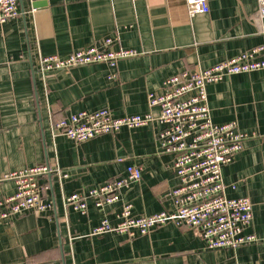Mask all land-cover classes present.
Masks as SVG:
<instances>
[{
  "label": "crops",
  "instance_id": "obj_1",
  "mask_svg": "<svg viewBox=\"0 0 264 264\" xmlns=\"http://www.w3.org/2000/svg\"><path fill=\"white\" fill-rule=\"evenodd\" d=\"M20 17L0 26V175L40 164L57 166L41 180L53 210L27 213L0 224V264H264V71L229 77L207 88L212 122H236L250 136L222 169L228 199L249 198L253 220L245 235L257 242L236 251L214 250L198 230L173 224L147 235L92 236L107 218L116 225L125 205L135 218L173 209L178 185L175 157L158 140L166 126L121 129L83 143L54 138V124L80 112L108 109L117 118L160 116L150 94L186 71L264 47L258 0H209L210 12L189 17L185 0H18ZM112 38L133 58L115 69L106 64L38 75L40 56L67 57ZM116 75L115 79H110ZM143 178L125 188L117 203L85 214L64 206V197L122 179L130 166ZM16 191L0 183V200Z\"/></svg>",
  "mask_w": 264,
  "mask_h": 264
},
{
  "label": "built area",
  "instance_id": "obj_2",
  "mask_svg": "<svg viewBox=\"0 0 264 264\" xmlns=\"http://www.w3.org/2000/svg\"><path fill=\"white\" fill-rule=\"evenodd\" d=\"M189 17L210 12L209 0H185ZM18 0H0V26L20 17ZM257 17L264 18V0H258ZM134 50H118L109 38L100 46L93 45L73 51L67 57L40 56L38 75L46 84L47 76L57 71L76 67L106 64L115 69L125 59L133 58ZM264 71V47L216 64L207 69L182 72L164 83L166 92L150 94L149 105L160 110L156 119L144 116L115 117L110 110L94 113L80 112L54 124V138L64 136L76 143H83L103 135H113L121 129L134 130L150 126L153 122L166 126L159 134L161 149L175 157L174 172L178 185L171 191L173 209L152 216L135 218L132 206L125 205L119 215L120 222L110 224L107 218L94 229L92 236L105 234L147 235L152 230L173 224L199 231L210 251L232 250L254 244L255 235H245V228L253 220V205L249 198L228 199L222 176L225 165L232 163L242 152L250 138L238 130L236 122L216 125L212 122L208 105L207 88L225 79ZM113 75L110 79H115ZM55 174L60 180L68 174L57 166L40 164L12 173L0 175V183L14 182L16 191L11 197L0 200V224L27 214H44L53 210L52 202L44 198L45 187L41 180ZM143 178L140 167L130 166L122 179L109 181L88 190L64 197V206L85 214L87 201L103 209L117 203L121 192L139 183Z\"/></svg>",
  "mask_w": 264,
  "mask_h": 264
}]
</instances>
